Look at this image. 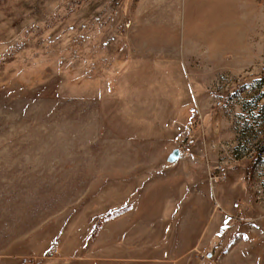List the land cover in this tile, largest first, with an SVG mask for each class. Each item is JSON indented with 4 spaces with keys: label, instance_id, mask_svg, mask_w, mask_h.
I'll use <instances>...</instances> for the list:
<instances>
[{
    "label": "rangeland",
    "instance_id": "obj_1",
    "mask_svg": "<svg viewBox=\"0 0 264 264\" xmlns=\"http://www.w3.org/2000/svg\"><path fill=\"white\" fill-rule=\"evenodd\" d=\"M213 11L214 0H0V264L110 263L82 254L94 224L162 169L172 141L190 144L197 92L211 95L218 149L197 172L234 158V187L264 207V58L214 73Z\"/></svg>",
    "mask_w": 264,
    "mask_h": 264
},
{
    "label": "crops",
    "instance_id": "obj_2",
    "mask_svg": "<svg viewBox=\"0 0 264 264\" xmlns=\"http://www.w3.org/2000/svg\"><path fill=\"white\" fill-rule=\"evenodd\" d=\"M185 8L187 17L196 12ZM213 12L214 73L243 72L264 58V0H214ZM157 31L173 36L176 29ZM193 97L202 118L193 126L190 144L178 148L176 162H163L139 185L134 186L133 172V192L98 217L83 255L98 254L108 264H264V207L251 202L253 194L234 187L236 170L226 168L225 180L216 183L196 170L209 167L218 155L217 114L205 107L211 101L208 92ZM118 244L121 252L114 249Z\"/></svg>",
    "mask_w": 264,
    "mask_h": 264
},
{
    "label": "built area",
    "instance_id": "obj_3",
    "mask_svg": "<svg viewBox=\"0 0 264 264\" xmlns=\"http://www.w3.org/2000/svg\"><path fill=\"white\" fill-rule=\"evenodd\" d=\"M261 67H262V70L264 71V62L262 63ZM221 104L222 103L220 100H217L215 102L216 106H220ZM189 112L193 117L189 119L186 128L188 131H191L193 129V126L196 124V122L198 120H201L202 115H201V113L197 107H191L189 109ZM232 161H235L234 158H231L228 156L223 157L220 161H218V163H216L213 166V169L211 171H209L208 180L211 183H216V182L225 180L226 174H225L224 170L229 166V164Z\"/></svg>",
    "mask_w": 264,
    "mask_h": 264
},
{
    "label": "water",
    "instance_id": "obj_4",
    "mask_svg": "<svg viewBox=\"0 0 264 264\" xmlns=\"http://www.w3.org/2000/svg\"><path fill=\"white\" fill-rule=\"evenodd\" d=\"M180 158V150L178 148L173 149L167 156L166 161L168 163H174Z\"/></svg>",
    "mask_w": 264,
    "mask_h": 264
}]
</instances>
